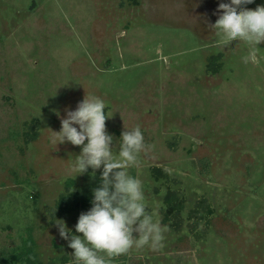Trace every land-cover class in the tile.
I'll list each match as a JSON object with an SVG mask.
<instances>
[{"label": "rangeland", "instance_id": "1", "mask_svg": "<svg viewBox=\"0 0 264 264\" xmlns=\"http://www.w3.org/2000/svg\"><path fill=\"white\" fill-rule=\"evenodd\" d=\"M216 5L0 0V264H72L53 222L74 231L101 169L75 176L80 146L50 137L85 94L105 101L113 144L140 126L147 150L129 172L168 225L159 249L133 247L112 264H264V42L257 63L242 62L248 45L211 29ZM168 191L182 204L169 219ZM69 192L79 207L61 215Z\"/></svg>", "mask_w": 264, "mask_h": 264}, {"label": "clouds", "instance_id": "2", "mask_svg": "<svg viewBox=\"0 0 264 264\" xmlns=\"http://www.w3.org/2000/svg\"><path fill=\"white\" fill-rule=\"evenodd\" d=\"M254 0H217V18L211 29L219 42L242 41L248 50L241 57L244 63H257L264 42V4L245 7ZM105 101L96 95H86L75 109H65L60 130L51 131L50 142L80 146L71 157L69 170L75 176L101 169L99 186L92 189L90 208L81 212L74 231L65 221L53 222L59 237L72 249V264H112V258L129 249L148 246L159 249L168 231L148 210L143 181L130 174L138 166L139 154L146 151L144 134L139 125L114 136L106 130ZM118 145V150H117Z\"/></svg>", "mask_w": 264, "mask_h": 264}, {"label": "trees", "instance_id": "3", "mask_svg": "<svg viewBox=\"0 0 264 264\" xmlns=\"http://www.w3.org/2000/svg\"><path fill=\"white\" fill-rule=\"evenodd\" d=\"M220 58V55L217 57H212L211 62L208 64V70L211 73H217L220 69V65L218 66L216 64V60ZM36 139V133L33 132V134L26 135V144H29L32 140ZM154 173L157 177H163L162 171L154 167L153 168ZM69 189V187H68ZM164 205L166 207V218L169 219L171 216L176 215L181 209L182 204L181 201H179L174 192L168 191L165 198H164ZM79 207V194L76 192H69L67 195H62L57 201L56 208L61 213V215H68L75 211ZM67 263V258L64 259ZM64 262V263H65Z\"/></svg>", "mask_w": 264, "mask_h": 264}]
</instances>
